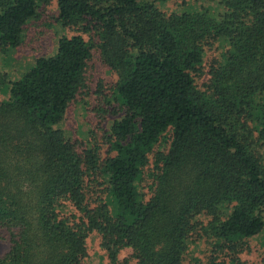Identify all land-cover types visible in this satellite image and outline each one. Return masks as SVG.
<instances>
[{
  "label": "trees",
  "instance_id": "16d2710c",
  "mask_svg": "<svg viewBox=\"0 0 264 264\" xmlns=\"http://www.w3.org/2000/svg\"><path fill=\"white\" fill-rule=\"evenodd\" d=\"M50 1L0 0V58ZM156 1L53 0L55 51L0 66V264H85L92 238L107 264H244L264 231V0ZM93 53L97 126L65 130Z\"/></svg>",
  "mask_w": 264,
  "mask_h": 264
},
{
  "label": "rangeland",
  "instance_id": "374dc122",
  "mask_svg": "<svg viewBox=\"0 0 264 264\" xmlns=\"http://www.w3.org/2000/svg\"><path fill=\"white\" fill-rule=\"evenodd\" d=\"M181 1L173 0L169 2L156 1V5L161 11L165 13L180 12L183 6H178ZM54 12L53 0L50 5L44 9L41 19L34 24L31 30L28 31L27 40L24 46L20 47L9 59L0 58V66L6 71L11 72L10 69L15 70L12 78H18L27 69V66L38 57L50 55L56 48V29L50 27L51 16ZM66 36H71L73 32L70 30L62 31ZM9 66V67H8ZM88 85L90 87V94L84 100L80 99L79 102L72 105L67 114L66 121L63 128L65 130H72L75 132L77 127L80 130L96 128L97 119L92 111L95 106L93 91L98 82L110 83L113 81V76L108 72L107 68L101 63L99 56L93 53L92 59L88 62L87 66ZM90 111V112H89ZM100 134V132H97ZM103 153L107 151V147L102 148ZM89 245V255L85 264H107L105 254L98 247V240L91 239ZM7 243L5 240L0 239V254L7 250ZM130 252L123 251L120 255V260L128 259ZM264 254V231L256 238L249 240L248 249L241 255L244 264H259L261 256ZM131 263V262H129Z\"/></svg>",
  "mask_w": 264,
  "mask_h": 264
}]
</instances>
